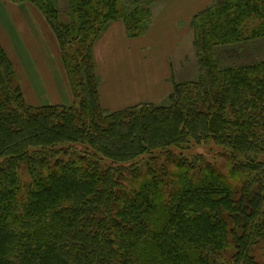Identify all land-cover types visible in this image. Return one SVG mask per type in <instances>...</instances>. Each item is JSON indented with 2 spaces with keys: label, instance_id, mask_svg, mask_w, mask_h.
I'll return each instance as SVG.
<instances>
[{
  "label": "trees",
  "instance_id": "trees-1",
  "mask_svg": "<svg viewBox=\"0 0 264 264\" xmlns=\"http://www.w3.org/2000/svg\"><path fill=\"white\" fill-rule=\"evenodd\" d=\"M5 1L43 15L74 103L29 105L0 44V264H264V0L197 12V80L117 111L95 45L115 22L144 36L163 0Z\"/></svg>",
  "mask_w": 264,
  "mask_h": 264
},
{
  "label": "rangeland",
  "instance_id": "rangeland-1",
  "mask_svg": "<svg viewBox=\"0 0 264 264\" xmlns=\"http://www.w3.org/2000/svg\"><path fill=\"white\" fill-rule=\"evenodd\" d=\"M214 1L163 0L153 6L152 26L149 27L144 36L137 39L126 37L122 24H117L119 28L114 32H107L105 39L99 42L100 46L96 47L94 51L100 79V94L103 106H106L105 109L108 111L118 110L141 101L159 103L158 105L166 104L168 98L163 103L162 100L168 87V83L165 81L168 73L169 87L174 82L183 83L197 80L199 71L194 48H191L190 16L192 12L197 13L211 6ZM4 3V0H0V21L4 25L7 23L9 35L12 37V45L6 43V29L2 24L0 25V40L5 41L3 47L14 64L26 100L34 106L70 103L72 99L70 93L60 84L57 94L46 95V89L50 90L51 88V73L42 57H39L34 45L30 40L28 41L27 35L22 33L23 39L30 48L29 56L34 60L43 86L46 88H43L38 94L37 89L31 84L33 94L31 93L26 79L25 61L27 55L25 46L14 30L10 29L7 12L15 23L22 24V20L18 14L14 13V5H11L13 3ZM66 3L64 0H58L59 11L66 10ZM181 33L184 35L183 41L187 47L182 44ZM55 38L49 35L46 38L44 48L47 54L56 61L58 67L59 63H62L59 61L60 49ZM261 54L264 55V52ZM57 67V72L60 75L59 67ZM38 73L33 68L31 74L35 79L38 78ZM57 86H54L53 89ZM59 98H64V101H60ZM73 103L74 98L72 99ZM191 153L204 155L226 176L230 184H234L235 180L228 172V164L225 158L219 156V151L215 147L193 146ZM153 249L154 244L147 241L141 250L144 260L149 259Z\"/></svg>",
  "mask_w": 264,
  "mask_h": 264
},
{
  "label": "crops",
  "instance_id": "crops-1",
  "mask_svg": "<svg viewBox=\"0 0 264 264\" xmlns=\"http://www.w3.org/2000/svg\"><path fill=\"white\" fill-rule=\"evenodd\" d=\"M5 3H9V2L5 1ZM11 5H14V7H13V8H15L14 13L18 14L19 18L22 20V24L15 23L13 21V19L11 18V15L7 12L8 16H9V20H10V29L14 30L16 35L22 40V42H23V44L25 46V52H26V55H27V60L25 61L26 79L28 81V84H29L28 87L30 88L31 93L33 94L32 86L37 89V91H38L37 93L38 94H39V91H41L45 87L43 86V82H42L41 76H40V74L37 71V67H36V65L34 63V60L31 58V56H29L30 48H29L27 42L23 39L22 33L24 35L25 34L27 35L26 37L29 38V39L27 38L28 41L30 40V42L34 45V47L36 49V52L39 53V57H42V60L44 61V63H46L47 68H48V70L51 73V76H52V77H50L51 88H50V90L45 88L46 92H47L46 95L49 96L52 93H54L52 95L57 94L58 93V87H59V84H60L70 93V96L73 99V95L71 93V90H70V87H69V84H68L67 75H66V72H65V70L63 68V65L59 63V66H58L59 70H60V75H59L58 72H57V69H56V67H57L56 61L50 55H48L47 52L45 51L44 47H45L46 38L49 35L52 36V37H55V36H54L53 32L51 31L50 27L48 26L47 22L45 21L43 15L41 13H39V10L36 7H34L32 4H30V3L11 4ZM195 14H196L195 12L191 13V16H190L191 20H192V17ZM1 24L6 29V35H7L6 36V39H7L6 43H9V45L11 43V45H12V37L9 35V28L7 27V23H6V25H4L0 21V25ZM117 24H122V23L121 22H115V23H112V24L109 25L107 31L103 34V36L96 43L95 48L100 46L99 42L101 40L105 39V35L107 34V32H110V31L114 32L117 28H119ZM123 29H124V32H125V27H123ZM125 35H126V32H125ZM183 38H184V35L181 33L180 34V39L182 41V44L185 47H187L184 44ZM55 40H56V42L58 44V41H57L56 38H55ZM3 42H5V41H3V40L1 41L0 40V44L2 46L4 45ZM58 46H59V44H58ZM192 47H193V33H192V40H191V48ZM95 48H94V51H95ZM59 61L61 62L60 53H59ZM33 68H35V71L38 73V78L37 79H35L32 76V74H31L32 71H33ZM165 81H166V83H168V87H167V90L164 92V96H163L164 98L162 100V103L167 99V97L171 93V91H172L171 89H173V85L172 84H170V87H169V73H168L167 78L165 79ZM31 84H32V86H31ZM54 86H57V87L53 89ZM24 97H25V100H26L25 94H24ZM59 99L62 102L64 101V98H59ZM72 99H71V102L68 103V104L58 103V104H52V105L70 106V105H72ZM56 100H58V99H56ZM26 102L28 103L27 100H26ZM101 103H102V99H101ZM140 103H145V102L141 101V102H139L137 104H140ZM137 104H134V105H137ZM154 104H156V103H154ZM157 104H159V103H157ZM29 105H31V104H29ZM49 105H51V104H49ZM49 105H42V106H49ZM32 106H34V105H32ZM102 106H103V103H102ZM130 106H133V105H130ZM36 107H38V106H36ZM127 107H129V106H127ZM103 108H106V106H103ZM122 109H124V108H122ZM118 110H121V109H118ZM112 111H117V109L116 110H112Z\"/></svg>",
  "mask_w": 264,
  "mask_h": 264
}]
</instances>
